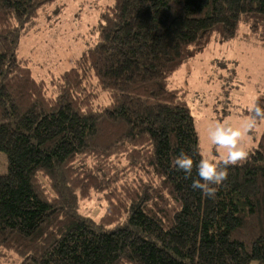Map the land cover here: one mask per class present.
I'll use <instances>...</instances> for the list:
<instances>
[{"label":"trees","instance_id":"16d2710c","mask_svg":"<svg viewBox=\"0 0 264 264\" xmlns=\"http://www.w3.org/2000/svg\"><path fill=\"white\" fill-rule=\"evenodd\" d=\"M55 1L0 0V264H264V128L210 199L190 186L199 135L170 87L241 25L264 48V0H114L96 44L53 79L58 97L19 56ZM181 151L189 179L172 163ZM95 195L99 220L78 211Z\"/></svg>","mask_w":264,"mask_h":264},{"label":"rangeland","instance_id":"374dc122","mask_svg":"<svg viewBox=\"0 0 264 264\" xmlns=\"http://www.w3.org/2000/svg\"><path fill=\"white\" fill-rule=\"evenodd\" d=\"M114 0H56L40 11L35 28L20 43L19 56L27 60L36 80L45 81L47 93L58 97L52 84L93 47L100 13ZM170 87L181 89L194 118L202 157L220 162L217 149L208 139L214 121H227L239 128L245 110L264 94V48L246 25L239 37L226 43L213 41L187 61L171 77ZM101 102L106 99L100 94ZM264 124L242 135L247 155L257 147ZM246 155V156H247ZM8 172L7 156L0 152V174ZM106 203L102 195L80 201L81 215L99 220ZM256 264V263H253Z\"/></svg>","mask_w":264,"mask_h":264},{"label":"clouds","instance_id":"9594fccd","mask_svg":"<svg viewBox=\"0 0 264 264\" xmlns=\"http://www.w3.org/2000/svg\"><path fill=\"white\" fill-rule=\"evenodd\" d=\"M264 124V108L258 103L250 105V115L245 118L239 128H234L227 121H214L208 129V139L216 146L221 164H217L212 157H202L196 163L198 178L191 180V188L199 190L208 198H215L217 187L227 179L228 167L237 164L246 157L247 149L242 143L243 133ZM177 170L183 171L185 179L192 177L193 158L181 151L172 161Z\"/></svg>","mask_w":264,"mask_h":264}]
</instances>
